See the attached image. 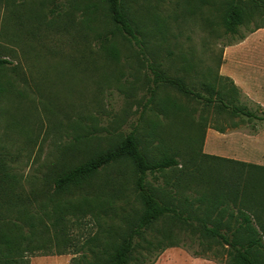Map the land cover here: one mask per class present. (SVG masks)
Returning a JSON list of instances; mask_svg holds the SVG:
<instances>
[{"label":"rangeland","instance_id":"rangeland-1","mask_svg":"<svg viewBox=\"0 0 264 264\" xmlns=\"http://www.w3.org/2000/svg\"><path fill=\"white\" fill-rule=\"evenodd\" d=\"M227 1L124 0L144 40L141 54L115 31L105 0H0V57L9 61L0 68V235H31L36 247L28 253L29 264H69L71 252L86 250L80 249L84 243L99 244L95 250L102 259L104 249H110L137 216L140 203L128 183H116L127 188L126 201L107 195L114 192L103 185L116 172L109 169L94 177L91 190L107 201L111 215H101L100 222L112 234L99 233V223L92 219L72 226L68 214L53 226L56 215H52L50 198L55 196L50 175L61 171L72 143L77 142L83 152L103 150L135 128L150 159L170 150L189 153L185 155L188 170L194 166L193 155L245 160L238 152L239 144L229 141V133L251 134L261 121L230 109L217 112L215 104L203 105L165 84L157 85L148 101L154 87L149 65L158 64L167 75L183 77L190 84L212 83L230 95L228 105L246 104L251 109L260 105L244 94L234 77L238 81L244 76L255 92L259 85L264 88V32H258L248 46L240 44L249 29H264V9L252 0H240L241 22L235 32L226 33ZM258 1L264 5V0ZM171 102L176 111L182 110L168 112ZM248 162L255 163L254 155ZM4 171L14 175L15 181L8 182ZM189 173L169 177L170 182L182 179L184 187L178 188L164 185L163 176L148 179L161 195L163 190L166 194L176 190L180 203L185 196L193 199L205 193L204 185L188 180ZM75 197L64 191L57 200L70 204ZM198 204L192 202L188 211L198 216L208 213L227 229L240 223L231 207L223 210L216 204L215 210L207 212L211 202ZM163 233L170 238L163 240ZM93 237L99 241L89 242ZM146 238L175 244L153 264H219L217 257L222 259L220 264L225 263L226 248L202 236L194 221L180 224L162 217Z\"/></svg>","mask_w":264,"mask_h":264},{"label":"trees","instance_id":"trees-1","mask_svg":"<svg viewBox=\"0 0 264 264\" xmlns=\"http://www.w3.org/2000/svg\"><path fill=\"white\" fill-rule=\"evenodd\" d=\"M252 1L264 9L263 3L258 0ZM105 2L115 31L143 54L144 40L124 0H105ZM240 4V0L227 1L224 22L226 33L235 32L236 26L241 22ZM258 28L261 27L249 29V33ZM230 44L225 43L224 46ZM6 64H9V61L0 57V68ZM149 68L154 84L150 90L149 102L153 99L156 86L165 84L175 87L185 97L198 103L201 102L206 106L215 104L217 112L230 109L233 114L242 115L249 120L261 121L264 118V109L260 105H256L255 109H251L246 104L228 105L227 99L230 100V95L214 88L212 83L194 85L183 77L167 75L158 64H150ZM231 84L236 91V85L233 82ZM167 110L176 114L182 108L179 107L176 111L175 102H171ZM77 145V142L71 144V155L62 161L61 171L50 175L55 196L50 198L52 215H56L53 222L54 227L61 224L62 220L59 218L61 215L68 214L72 218V226L79 224L82 219H92L93 222L99 223V233L112 234L113 230L109 227H102L100 222L101 215H111V210L105 207L107 201L101 198L102 195L94 194L91 190L94 177L109 169H116V172L107 177L103 185L105 190L114 192L107 195L111 199L126 201L129 198L127 188L123 184L120 186L116 184L117 181L122 180L128 183L127 187L136 195L135 198L139 201L140 207L134 220L128 222L127 228L120 231L117 242L113 243L110 249H104L102 259H100V253L95 250L99 248V244L86 245L87 243H84L80 249L86 248V250L77 249L71 252L74 255L69 264H130L131 262L153 264L162 251L167 247L175 246L172 241L162 244L157 240L146 238V233L162 217H168L180 224L196 222L202 236L211 238L218 245L226 248L224 264H264V166L202 154L198 156L200 159L193 155L194 166L188 170L185 155L189 153L184 155L177 150L166 151L158 158L150 159L141 148L135 128L125 134L119 142L103 150L83 152L77 149ZM212 160L215 161L211 162ZM219 162L223 164L219 165ZM224 164H226L225 169H221ZM183 173H189L188 180L195 182V186L204 185L205 193L201 192L200 196L193 199L185 196L179 203L174 195L176 190L170 191L174 192L173 194H166L163 190V195H161L159 188H156L148 179L149 176L154 180L163 176L164 185L170 188L184 187L181 179ZM2 174L8 182L12 183V179L15 181L14 175H9L6 171ZM127 175L130 177L128 180ZM178 176L181 177L179 180L168 181L169 177L178 179ZM64 191H70L72 196L76 195L70 204L67 202L62 204L57 200V197ZM194 201L199 203L198 205L204 201L211 202V205L205 209L207 212L215 210L216 204L223 210L230 207L235 209L240 218L239 225L235 229H227L223 221L211 219L208 213L198 216L194 211L193 213L188 211L187 207ZM240 228H244L245 234L240 232ZM61 231L64 230L61 229ZM170 236L163 233V240L169 239ZM105 239L109 241L108 237ZM91 241L98 242L99 239L93 237L89 242ZM31 242L30 234L2 233L0 235V264H29L28 253H34L36 247ZM138 249H144L145 253L136 254ZM79 253L80 255L76 256ZM192 254L198 256L195 253ZM203 258L211 260L209 257ZM216 261L219 264L222 263V259L218 257Z\"/></svg>","mask_w":264,"mask_h":264},{"label":"crops","instance_id":"crops-1","mask_svg":"<svg viewBox=\"0 0 264 264\" xmlns=\"http://www.w3.org/2000/svg\"><path fill=\"white\" fill-rule=\"evenodd\" d=\"M259 30V31H258ZM258 32H264V29H257L251 33H249L246 37H244L241 40V46H248L249 41L254 38L255 35H258ZM235 84H238L241 90L244 92L245 95H247L252 100H255V102L259 103L262 107H264V94L262 93V88L260 85L257 89L259 91L255 92L251 90L248 85L245 82L244 76L243 78L237 79L234 77ZM264 91V90H263ZM259 121L260 120H256ZM264 118L261 120V123L259 126L255 127L253 129V132L251 134H240L236 135L237 132H230L231 134L228 139L231 141V143H237L239 148V154H241L245 160L244 161H250L251 157L254 155L255 164L264 166ZM241 135L245 137H241ZM227 135L225 134V139Z\"/></svg>","mask_w":264,"mask_h":264}]
</instances>
